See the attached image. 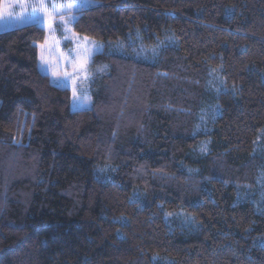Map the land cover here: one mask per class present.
Masks as SVG:
<instances>
[{
    "label": "trees",
    "instance_id": "1",
    "mask_svg": "<svg viewBox=\"0 0 264 264\" xmlns=\"http://www.w3.org/2000/svg\"><path fill=\"white\" fill-rule=\"evenodd\" d=\"M91 4L88 108L0 32V264H264V0Z\"/></svg>",
    "mask_w": 264,
    "mask_h": 264
},
{
    "label": "rangeland",
    "instance_id": "2",
    "mask_svg": "<svg viewBox=\"0 0 264 264\" xmlns=\"http://www.w3.org/2000/svg\"><path fill=\"white\" fill-rule=\"evenodd\" d=\"M78 2L79 0H1L0 32L29 23L42 26L45 29V40L39 45L38 68L53 82L71 90L73 109H84L89 107L91 100L88 94L89 65L95 53L100 52L99 44H103L87 37L80 38L71 31L70 24L79 10L72 9L69 15L63 10L54 12L52 7L55 5L60 9L68 3ZM41 4L44 5L42 9ZM22 16L25 19H20ZM74 91L80 102L79 107L73 105ZM201 117L204 119L206 115ZM259 180L261 181L260 178ZM260 189V195H263L264 186Z\"/></svg>",
    "mask_w": 264,
    "mask_h": 264
},
{
    "label": "snow or ice",
    "instance_id": "3",
    "mask_svg": "<svg viewBox=\"0 0 264 264\" xmlns=\"http://www.w3.org/2000/svg\"><path fill=\"white\" fill-rule=\"evenodd\" d=\"M92 4H91V0H79L78 3H68L66 5H63L61 6L60 9H58L55 5H53V11L56 12V11H61L63 10L66 14H71V10L72 9H77V10H82L83 8L85 7H91ZM44 7L43 4L40 5V8L42 9ZM61 18L63 19V16H61ZM20 19H25V17H20ZM74 19V17H73ZM97 51H99V47L97 48ZM73 105L74 107H79L80 106V102L78 100V98L76 97V92L74 91L73 92Z\"/></svg>",
    "mask_w": 264,
    "mask_h": 264
}]
</instances>
